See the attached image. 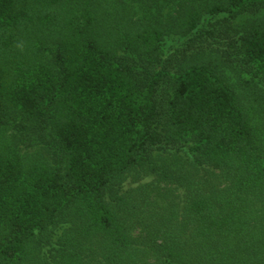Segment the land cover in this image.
<instances>
[{"label":"trees","instance_id":"1","mask_svg":"<svg viewBox=\"0 0 264 264\" xmlns=\"http://www.w3.org/2000/svg\"><path fill=\"white\" fill-rule=\"evenodd\" d=\"M0 264H264V0H0Z\"/></svg>","mask_w":264,"mask_h":264},{"label":"rangeland","instance_id":"2","mask_svg":"<svg viewBox=\"0 0 264 264\" xmlns=\"http://www.w3.org/2000/svg\"><path fill=\"white\" fill-rule=\"evenodd\" d=\"M247 17L243 16L242 18H238L236 21H233L230 23V25L232 26L230 28V31H231V36H228V35H225L226 37H230L228 39L231 40V42H233L234 40L233 39H236L237 36L240 35V33L242 32V30L244 29L245 27V24L247 22ZM221 37H224V34H220ZM172 43V42H170ZM173 44L176 46V48H178V52L180 54L181 57H185V58H188L187 56H190L188 50L190 49L191 46H188L185 44V41H174ZM233 52H230V54H232ZM191 58V56H190ZM189 58V59H190Z\"/></svg>","mask_w":264,"mask_h":264},{"label":"clouds","instance_id":"3","mask_svg":"<svg viewBox=\"0 0 264 264\" xmlns=\"http://www.w3.org/2000/svg\"><path fill=\"white\" fill-rule=\"evenodd\" d=\"M16 47H17L19 50L23 51V47H24V45H23V43H17Z\"/></svg>","mask_w":264,"mask_h":264}]
</instances>
